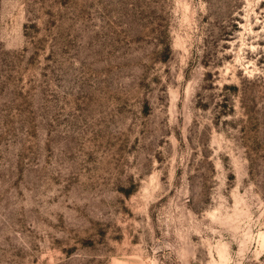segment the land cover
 <instances>
[{
  "label": "rangeland",
  "instance_id": "obj_1",
  "mask_svg": "<svg viewBox=\"0 0 264 264\" xmlns=\"http://www.w3.org/2000/svg\"><path fill=\"white\" fill-rule=\"evenodd\" d=\"M0 264H264V0H0Z\"/></svg>",
  "mask_w": 264,
  "mask_h": 264
}]
</instances>
